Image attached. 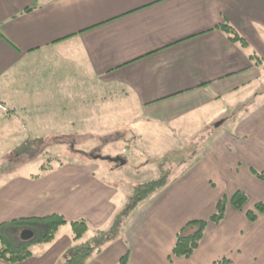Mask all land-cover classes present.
<instances>
[{"label":"crops","instance_id":"1","mask_svg":"<svg viewBox=\"0 0 264 264\" xmlns=\"http://www.w3.org/2000/svg\"><path fill=\"white\" fill-rule=\"evenodd\" d=\"M225 23L248 49L217 29ZM56 76L67 77L71 87L59 84L57 101L51 102L59 113L80 109V97L73 95L79 82L72 84V78H87L85 94L106 90L125 100L120 106L125 111L141 110L144 124L177 125L196 113L219 111L221 101L263 81L264 0H0V93L9 85L11 99H26L15 95L26 83V95H39L42 108L51 106L43 102L49 89L34 78L47 82ZM234 123L229 144L219 140L215 155L141 203L126 230L88 264H118L128 251L131 264H214L224 258L264 264V214L251 223L245 210L230 203L241 190L254 205L248 211L264 205V182L251 172L264 171V95ZM95 163L62 164L38 178H9L0 186V224L58 214L86 220L89 237L109 229L128 199L98 175L114 170ZM224 196L229 203L223 222L209 223L190 259L170 261L180 230L192 220L208 221ZM188 202L192 205L185 206ZM207 202L204 214H195V206ZM64 231L20 264H60L72 244L71 230Z\"/></svg>","mask_w":264,"mask_h":264},{"label":"rangeland","instance_id":"2","mask_svg":"<svg viewBox=\"0 0 264 264\" xmlns=\"http://www.w3.org/2000/svg\"><path fill=\"white\" fill-rule=\"evenodd\" d=\"M66 78L49 77L45 78L47 82L40 77L34 78L38 80L36 84L43 83L44 89H49L43 101L45 105L57 101L59 84H64L65 90L71 89ZM78 82L76 87L79 93L72 94L80 97V100L71 101V106L76 102L80 109L67 110L66 113L61 110L59 113L52 103L42 108L39 95L33 94L35 98H30L31 94L26 95L24 91L30 86L20 84L22 82L19 80L17 84H20V88L17 91H20L15 95L26 99H11L12 88L9 85L5 87L6 92L0 93V186L14 176L41 174L44 164L54 169L60 163L93 161L107 170H114L113 175L105 171L98 172V175L121 190L123 201L128 199L121 208L120 212H123L137 186L163 177L168 185L175 183L185 173H190L188 169L196 165L199 158L215 155L219 140L229 144L233 140L231 122L240 120L264 95L263 78L261 85L241 90L235 99L221 101L219 111L211 109L196 113L177 125L144 124L141 110L125 111L120 107L125 100L107 94L106 90H99L92 96L96 89L85 94V88H89L87 78H72V84ZM255 89H258L256 94ZM69 94L65 93L66 96ZM112 101L116 102L110 104ZM107 158H121L127 163L120 166ZM208 203L195 206V214H204ZM190 205L191 202L185 204ZM253 207L248 203L244 210ZM135 212L122 215L120 234L126 230ZM141 224L145 226V223ZM67 229L71 230L69 225L59 232ZM260 238L264 241V235ZM60 264H65L63 257Z\"/></svg>","mask_w":264,"mask_h":264},{"label":"trees","instance_id":"3","mask_svg":"<svg viewBox=\"0 0 264 264\" xmlns=\"http://www.w3.org/2000/svg\"><path fill=\"white\" fill-rule=\"evenodd\" d=\"M217 29L224 33L232 43L238 44L243 49L249 48L248 42L229 23L220 25ZM254 57V55L251 56V58ZM231 124L233 127L235 123L231 122ZM201 159L199 158L198 162ZM62 164L60 163L58 166ZM51 170H53L52 167H47L44 164L41 174L35 178ZM251 172L258 180L264 182V171H257L252 168ZM167 185L168 183L163 177L137 186L126 210L123 212H120V210L116 214L109 229L99 231L93 237L88 235L89 224L86 220L69 221L58 214L42 218H21L4 222L0 224V260L10 264H20L31 259L34 256L33 249L36 246L51 244L57 238L59 230L69 225L72 245L64 253L65 264H88L94 256L102 253L104 248L119 236L121 231L119 224L122 215L128 216L130 211H134L141 203L147 201L151 195L163 190ZM248 201V196L241 190H237L230 199L232 207L237 211H244ZM228 203V198L224 196L218 202L216 212L209 221L199 220L187 223L176 236V242L169 260L172 261L173 258L190 259L199 249L209 223L219 225L223 222L226 217ZM245 214L249 222L255 223L259 215L264 214V205L257 204L255 210L246 211ZM26 230L34 234L29 241H23L20 237L21 233ZM119 264H131L130 251L120 259ZM214 264H231V261L224 258Z\"/></svg>","mask_w":264,"mask_h":264},{"label":"water","instance_id":"4","mask_svg":"<svg viewBox=\"0 0 264 264\" xmlns=\"http://www.w3.org/2000/svg\"><path fill=\"white\" fill-rule=\"evenodd\" d=\"M107 160L114 162V163H119L121 166L125 164V160L121 158H115V159L107 158ZM33 236H34L33 232L26 230L21 233L20 237L23 241H29L33 238Z\"/></svg>","mask_w":264,"mask_h":264}]
</instances>
